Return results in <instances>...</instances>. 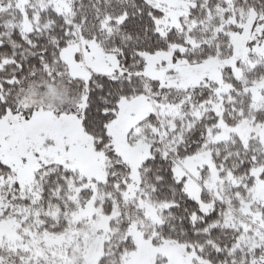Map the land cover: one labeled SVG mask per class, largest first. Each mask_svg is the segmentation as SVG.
<instances>
[{
  "label": "snow or ice",
  "instance_id": "obj_1",
  "mask_svg": "<svg viewBox=\"0 0 264 264\" xmlns=\"http://www.w3.org/2000/svg\"><path fill=\"white\" fill-rule=\"evenodd\" d=\"M0 264H264V0H0Z\"/></svg>",
  "mask_w": 264,
  "mask_h": 264
}]
</instances>
